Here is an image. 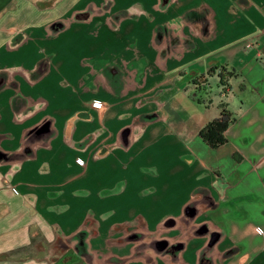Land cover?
<instances>
[{
	"label": "crops",
	"instance_id": "1",
	"mask_svg": "<svg viewBox=\"0 0 264 264\" xmlns=\"http://www.w3.org/2000/svg\"><path fill=\"white\" fill-rule=\"evenodd\" d=\"M257 226L264 0H0V264H264Z\"/></svg>",
	"mask_w": 264,
	"mask_h": 264
},
{
	"label": "rangeland",
	"instance_id": "2",
	"mask_svg": "<svg viewBox=\"0 0 264 264\" xmlns=\"http://www.w3.org/2000/svg\"><path fill=\"white\" fill-rule=\"evenodd\" d=\"M214 85L217 87V83H214ZM260 233H264V231ZM9 239L12 241L13 246L20 244L17 248H12L11 250L12 257L14 260L13 263L16 262V257L23 258L26 255L28 259V264H36L35 259H37V257H43L39 260H43L44 264H53L54 262L52 263V261L54 259H56V262L54 264H67L69 261V264H84V262L79 257L75 258L69 251L67 252V254H65L67 258L63 256L62 259H59L57 261V251L64 250V248H57V242L60 246H62L60 240L58 241L57 238H51L50 240L45 236V234L35 232L29 233L26 238L24 233L22 231H19L13 232Z\"/></svg>",
	"mask_w": 264,
	"mask_h": 264
},
{
	"label": "trees",
	"instance_id": "3",
	"mask_svg": "<svg viewBox=\"0 0 264 264\" xmlns=\"http://www.w3.org/2000/svg\"><path fill=\"white\" fill-rule=\"evenodd\" d=\"M214 71V68L210 72ZM221 82L224 83L225 74L221 71ZM221 113L218 117L209 121L199 132L200 136L212 146H218L227 141L225 134L228 126L233 122V112L227 107L226 103L221 102Z\"/></svg>",
	"mask_w": 264,
	"mask_h": 264
},
{
	"label": "built area",
	"instance_id": "4",
	"mask_svg": "<svg viewBox=\"0 0 264 264\" xmlns=\"http://www.w3.org/2000/svg\"><path fill=\"white\" fill-rule=\"evenodd\" d=\"M92 105L94 107L99 108V107H102V102L100 100H92ZM78 162L81 165H84V163H85L84 159L80 158V157L78 158ZM256 229H257L258 232H263L264 231V229L261 226H257Z\"/></svg>",
	"mask_w": 264,
	"mask_h": 264
}]
</instances>
